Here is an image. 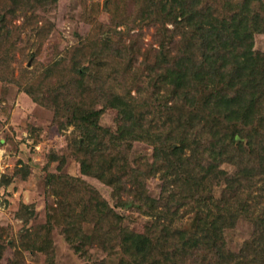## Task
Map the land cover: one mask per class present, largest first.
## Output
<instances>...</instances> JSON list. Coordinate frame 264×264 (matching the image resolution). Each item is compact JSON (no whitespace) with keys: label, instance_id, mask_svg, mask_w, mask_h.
Wrapping results in <instances>:
<instances>
[{"label":"trees","instance_id":"trees-1","mask_svg":"<svg viewBox=\"0 0 264 264\" xmlns=\"http://www.w3.org/2000/svg\"><path fill=\"white\" fill-rule=\"evenodd\" d=\"M10 1L11 5L18 2L21 11L45 8L51 3V0ZM127 3L133 10L123 18L119 12ZM116 4V0L104 1V8L112 15V20L123 23L125 19L128 22L141 19L153 27L157 46L144 47L139 38L133 45H125L121 32L117 39L110 35L90 42V51L85 53L89 58L84 65L71 56L70 89L65 83L67 85L62 88L58 85L53 92L56 96L55 123L62 126L69 123L75 127L72 145L82 175L107 184L122 182L124 172L121 169L128 167L125 161L120 162V155L124 146L129 145L128 141L151 138L156 143L157 153L150 172L162 168V191L158 197L149 199L146 190L141 188L140 175L130 168L128 194L131 203L139 212L148 207L159 208L160 217L166 218L163 211L176 210L185 204L202 216L197 213L191 223H180V226L166 228L163 224H154L158 229L155 235L131 232L119 226L120 222L115 219L111 235L102 230L103 234L98 232V237L93 232L87 237L86 233L91 231H84L85 207L75 212L69 204L70 201L84 204L85 195L91 194L89 186L80 178L47 175L53 195L60 198L59 215L50 213L49 223L52 220L60 227L67 244L80 255L87 253L82 247L87 239L95 240L97 247L106 253L107 247L113 243L118 245L121 258L117 264H264L258 259L264 256V242L258 246L255 236L239 253L228 252L224 243V233L239 220L254 222L258 234L264 238V207L255 215L256 204H252L248 195L253 183L247 184L257 172L264 178V137L257 145L252 139L260 137V133L264 135V62L254 61L251 49L252 36L264 33L262 0H226L223 5L222 0H121L119 8ZM0 21L5 24L4 17H0ZM167 22L172 24L171 28L167 27ZM127 47L141 56V62L134 64L135 69L131 64L121 69L117 67ZM57 64L47 67L46 72L53 71ZM26 92L31 95L30 91ZM90 94L93 98L87 101ZM107 107L119 109L125 117L116 133L98 121L100 108ZM156 113L164 124L177 123L187 130L179 134H175L177 131L152 134L153 129L156 130ZM196 117L205 121L203 132L198 131L200 134L189 131ZM185 147L192 155L200 153L209 160L214 159V165L196 168L193 159L180 154ZM229 148L234 151H228ZM243 148H248L249 153L252 148L259 153L257 168L260 169L253 173L245 166L242 168L245 176L224 178L226 188L232 191L231 196L214 200L212 194H208L209 186L200 187L197 177L207 176L210 184L217 165L222 161L238 162L237 153ZM202 205L211 213L204 214ZM52 228L51 224L27 229L13 245L48 257L54 252L50 237ZM114 231L117 234H113ZM115 236L117 238H113ZM252 255L257 258L251 263Z\"/></svg>","mask_w":264,"mask_h":264},{"label":"rangeland","instance_id":"rangeland-1","mask_svg":"<svg viewBox=\"0 0 264 264\" xmlns=\"http://www.w3.org/2000/svg\"><path fill=\"white\" fill-rule=\"evenodd\" d=\"M105 0H51L47 7H39L35 10L21 11L19 3L11 5L10 0H0V17H4L5 24L0 21V264H84L85 262L97 264H117L121 258L118 245L113 243L109 246L108 253L97 247V242L87 239L82 247L86 249L85 255L74 252L67 244L60 232V227L51 220L50 213L59 215L60 198L56 197L48 185L47 175H66L68 177L80 178L88 186L90 195H85L84 204L70 201V208L75 212L83 206L87 211L86 221L83 223L84 231H91L98 237V232L107 231L112 234L114 227L112 222L119 221V226L134 233L150 235L156 234L154 224L169 226H180L191 223L196 217V209H188L187 205L179 206L172 210H152L148 207L146 211H137L128 194L130 168L140 175L141 188L146 190L149 199L156 198L162 191L161 169H152V161L156 152V143L152 139L130 140L121 152V161H125L122 167L124 175L119 184H107L95 177L82 175L78 157L73 150L72 139L75 129L71 124L59 125L54 120L53 104L56 96L54 91L60 85H67L72 80L73 74L69 72L70 58L86 63L89 55V44L94 39L106 36L113 38L121 36L125 45L131 46L134 40L144 46L152 44L157 46L153 37V27L147 26L141 19L129 21L112 20V15L104 8ZM118 8L121 0H116ZM226 3V0H222ZM264 4V0H262ZM13 6V7H12ZM124 6V7H123ZM120 16L125 18L132 13L133 6L130 3L123 4ZM15 8V9H14ZM226 13L222 10V15ZM141 20V21H140ZM3 22V23H4ZM168 28L172 27L170 22L166 23ZM129 29V30H128ZM153 37V38H152ZM99 43V42H98ZM83 45V46H82ZM135 48V47H133ZM252 57L254 61L264 62V33L252 36ZM88 51V52H85ZM73 53V55H72ZM141 56L132 47H127L126 52L117 65L119 69L126 64H131L133 69ZM58 63L53 71L46 72L50 65ZM141 67V63H140ZM83 68V67H82ZM90 70V69H89ZM141 70V69H140ZM90 73V72H89ZM12 78H17L13 81ZM67 83V84H65ZM64 87V86H63ZM68 90L70 85H67ZM26 91H30L31 95ZM62 91V90H61ZM135 93L134 90L131 91ZM90 94L86 100L92 99ZM98 121L101 126L111 128L118 132L120 125L124 122V115L119 109L100 108ZM156 118V130L159 135L169 131L179 134L181 130H187L184 125L170 123L164 124ZM198 120V122L196 121ZM65 120H62L64 125ZM204 120L198 117L193 121L194 127L189 130L199 133L202 130ZM195 130V131H194ZM264 132V130H262ZM259 133V132H258ZM200 134V133H199ZM244 134H247L244 132ZM254 136L252 139L256 145L264 135ZM247 144V139H245ZM246 147V145H244ZM254 146V145H253ZM227 150V149H226ZM229 148L228 151L232 152ZM251 150V149H250ZM234 151V150H233ZM242 153V154H241ZM184 158L193 159V165L203 168L214 165V159L209 160L205 154L192 155L189 148L185 147L182 153ZM232 154V153H231ZM233 156V155H232ZM239 157V161L237 159ZM236 161H222L214 170L210 184L208 177L202 175L196 179L200 187H207L208 194H212L214 200L226 199L231 196L224 178L231 175L245 176L242 168L248 166L249 172L257 171L259 153L252 148L238 151ZM206 158L205 160H202ZM241 158V160H240ZM225 160V159H222ZM201 168V167H200ZM253 169V170H252ZM260 169V168H259ZM258 169V170H259ZM255 178V181L253 180ZM247 182L253 183L248 191L250 201L256 204L255 215L264 207V178L256 176ZM246 184V185H247ZM246 188H244L245 191ZM98 197H96V193ZM246 192V191H245ZM97 205V209H96ZM96 209V211H94ZM202 211L211 213L207 206L202 205ZM161 215V216H162ZM202 216V214H200ZM119 216V217H118ZM118 217V218H117ZM179 222V223H178ZM53 225L51 239L54 252L48 257L40 252H31L20 249L13 245L19 240L22 232L27 229L42 228ZM118 230V229H117ZM103 232H101L103 234ZM254 222L250 220H239L235 226L224 233L225 248L230 253H239L243 245L252 238H257V245L264 242L259 235ZM113 234H117L114 231ZM117 238V236L113 237ZM78 241V240H77ZM76 241V242H77ZM257 255V252H253ZM257 256H250L251 263ZM128 257L125 259L128 261ZM264 261V256L259 257ZM49 260V263H48Z\"/></svg>","mask_w":264,"mask_h":264},{"label":"built area","instance_id":"built-area-1","mask_svg":"<svg viewBox=\"0 0 264 264\" xmlns=\"http://www.w3.org/2000/svg\"><path fill=\"white\" fill-rule=\"evenodd\" d=\"M0 166H1V157H0Z\"/></svg>","mask_w":264,"mask_h":264}]
</instances>
